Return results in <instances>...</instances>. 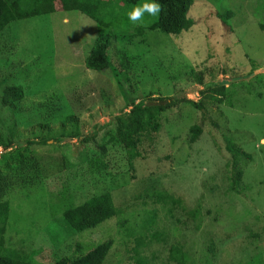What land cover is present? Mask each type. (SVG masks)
<instances>
[{"label":"rangeland","instance_id":"rangeland-1","mask_svg":"<svg viewBox=\"0 0 264 264\" xmlns=\"http://www.w3.org/2000/svg\"><path fill=\"white\" fill-rule=\"evenodd\" d=\"M147 2L129 6L124 14ZM158 14L143 12L133 22L146 25ZM188 16L193 25L181 34L147 29L135 37L130 46L137 56L131 72L138 81L135 91L124 73L86 67L103 28L80 11L18 20L0 34V71L11 72L3 85L24 88L21 106H34L35 113L46 109L55 128L73 113L78 121L71 131L96 132L105 146L97 156L82 136L46 143L27 137L36 138L31 153L40 173L25 181L21 176L19 185L0 191L11 204L9 246L29 250L44 263L82 254L112 237L104 264H135L137 237L143 236L141 256L147 264H175L169 257L173 245L187 252V264H264V0H195ZM122 22L126 29L133 27L127 19ZM184 66L204 82L227 80L224 102L206 98L203 109L186 103L173 107L131 163L111 140L116 129L108 123L147 94L158 100L183 89L187 98L199 100L202 86ZM42 101H50L53 111L39 106ZM27 117L33 122L32 113ZM7 120L12 126L24 119L17 111ZM193 124L202 131L191 142ZM22 144L27 145L25 138L15 147ZM240 167L244 181L235 184L231 178ZM147 188L180 196L184 205L156 203L144 196ZM104 192L111 193L117 215L82 234L72 231L62 211ZM192 209L197 216L189 214ZM152 212L155 223L144 227ZM155 232L160 238H151Z\"/></svg>","mask_w":264,"mask_h":264},{"label":"trees","instance_id":"trees-1","mask_svg":"<svg viewBox=\"0 0 264 264\" xmlns=\"http://www.w3.org/2000/svg\"><path fill=\"white\" fill-rule=\"evenodd\" d=\"M140 1L142 0H0V34L11 23L18 20L60 10L80 11L91 17L103 28L85 58L86 67L99 72L124 73L128 79L127 85L132 88V91H135L138 88V81L131 77V72L137 63V56L130 47L135 44V37L144 34L147 29H158L167 34H181L183 31L189 30L193 25V19L188 16V12L195 0H149L159 4V14L155 21L146 25L133 22L129 20L127 13L124 14L129 6L137 5ZM122 18L127 19L130 24H133V27L126 29V26L122 25ZM189 67L184 66V68ZM189 69L192 70L193 74L194 69ZM10 73V71H0V84L5 83L6 80L4 79ZM175 74L172 73V76L174 77ZM193 75L202 86V89L197 91L201 94L199 100L187 98L183 89L174 97L160 96L158 100L151 94H147L146 98H141L137 102L133 99L128 110L123 109L112 122L108 123L113 124L116 129V134L112 136L111 140L116 139L115 143L120 144L119 147L127 153L131 163L141 155L139 145L142 141L151 139L153 134L162 129L163 120L165 121L167 117L165 113L173 107L179 106L180 103H186L203 109L206 105V98H215L219 103L224 102L223 96L227 90V80L204 82L202 76L197 72ZM23 100L24 88L22 86L3 85L0 94V147L3 148V152L0 154V191L3 194L19 185L21 176L25 181L27 176L34 178L35 174L40 173L39 160L35 154L31 153V145L37 143L35 137H41L39 143H46L50 139L61 141L63 137L80 138L82 136L80 141L84 144L94 145L97 149V156L100 151L105 149L104 143H98L96 132L86 134L80 131L75 133L71 131L70 126L78 121V117L73 113L65 114L66 116L59 123V128H55V124H51L52 115L46 112V109H43L42 113H35L36 108L34 106L26 105L25 108L21 106ZM39 103L42 108L46 106L53 111L50 101ZM17 111L21 112V120H24L16 124L13 123L11 126L7 119L10 117V113ZM29 113H32L33 122H29L27 117ZM8 126H10L11 134L7 133ZM16 127H20L19 133L14 131ZM201 131L202 126L200 124H193L190 127L191 142L198 139ZM40 132L43 135H40ZM30 135L35 137L27 138ZM24 138L27 145L22 144L15 147L16 143ZM244 153L248 156L247 158L252 156L247 152ZM231 179L235 184L244 181V172L241 167L237 168V173ZM230 187L233 188L232 185ZM144 196L151 197L156 203L170 201L177 206L183 207L184 205V200L180 196L175 197L166 190L154 192L147 188ZM188 212L190 215L195 214L194 216H197L193 209ZM10 213L11 204L9 200L0 197V264H104L113 246L114 240L110 237L87 249L82 254L55 257L49 262L38 263L29 250L12 248L7 244L6 231ZM117 213L118 209L111 193L104 192L93 194L83 202L64 209L62 219L72 231L82 234L84 231L95 229ZM156 216L157 214L152 212L144 220L143 226L153 225ZM122 223L124 226L125 221ZM199 225L200 223L197 226L199 227ZM137 238V244L134 248L135 264H147V260L141 256V248L146 246V241L143 236ZM151 238H160V233L155 232ZM169 257L175 261V264H187L189 260L187 252L178 245L171 246Z\"/></svg>","mask_w":264,"mask_h":264},{"label":"clouds","instance_id":"clouds-1","mask_svg":"<svg viewBox=\"0 0 264 264\" xmlns=\"http://www.w3.org/2000/svg\"><path fill=\"white\" fill-rule=\"evenodd\" d=\"M147 12L152 16H155L159 12V4L155 2L143 3L141 6L133 8V10L128 13V18L131 21H137L140 19L141 14ZM3 152V148L0 147V154Z\"/></svg>","mask_w":264,"mask_h":264}]
</instances>
